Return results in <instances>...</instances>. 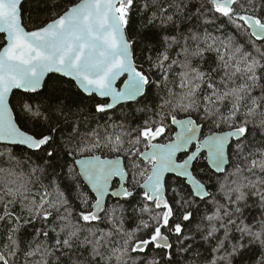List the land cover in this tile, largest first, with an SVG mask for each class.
Masks as SVG:
<instances>
[{
    "label": "snow or ice",
    "instance_id": "6c2138e0",
    "mask_svg": "<svg viewBox=\"0 0 264 264\" xmlns=\"http://www.w3.org/2000/svg\"><path fill=\"white\" fill-rule=\"evenodd\" d=\"M30 2L0 0V264H264V0H75L31 28Z\"/></svg>",
    "mask_w": 264,
    "mask_h": 264
},
{
    "label": "trees",
    "instance_id": "16d2710c",
    "mask_svg": "<svg viewBox=\"0 0 264 264\" xmlns=\"http://www.w3.org/2000/svg\"><path fill=\"white\" fill-rule=\"evenodd\" d=\"M75 2V0H47L46 3H41L37 5L36 3H26L24 5V20L25 23L31 28L32 26H36L41 24L42 22L51 18L52 14L55 12L62 11L66 8L70 3ZM59 5V7H57ZM141 21L137 18L134 21L133 32L131 33L133 36L137 35V29L140 25ZM137 55H141L140 50L137 51ZM58 75V74H57ZM57 79V76H53L52 80L49 81V86L46 90H41L38 95L35 96L36 104H44L52 101L54 94H59L60 89H53L52 84ZM64 91L67 92L68 85L64 84ZM21 94L19 92L16 93V97H14V103L19 105L20 100L18 97ZM47 98V99H45ZM87 103L91 104L92 101H87ZM55 106V105H53ZM111 115V113H110ZM29 127H32V124L29 123ZM250 138L259 144L260 141L264 140V130H261L258 126L253 128L250 132ZM177 259H181V257H177Z\"/></svg>",
    "mask_w": 264,
    "mask_h": 264
}]
</instances>
